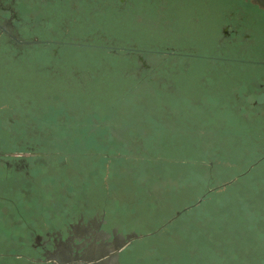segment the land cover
I'll return each instance as SVG.
<instances>
[{
	"label": "rangeland",
	"instance_id": "obj_1",
	"mask_svg": "<svg viewBox=\"0 0 264 264\" xmlns=\"http://www.w3.org/2000/svg\"><path fill=\"white\" fill-rule=\"evenodd\" d=\"M153 1L133 0L123 18H95L96 28L129 48L197 45L213 55L219 21L237 5L169 0L158 15ZM143 56L149 68L137 53L68 48L52 65L49 50L14 58L0 47V154L23 145L39 156L20 173L0 166V252L31 251L34 232L84 215L103 218L124 241L165 225L121 251L120 264H251V252L221 249L230 241L214 242L216 255L204 250V237L186 230L195 224L180 217L208 189L264 164V118L241 113L236 99L258 67ZM0 264L31 263L5 256Z\"/></svg>",
	"mask_w": 264,
	"mask_h": 264
},
{
	"label": "flooded vegetation",
	"instance_id": "obj_2",
	"mask_svg": "<svg viewBox=\"0 0 264 264\" xmlns=\"http://www.w3.org/2000/svg\"><path fill=\"white\" fill-rule=\"evenodd\" d=\"M200 1L207 5V0ZM132 2L0 0V47H5L7 54L14 58L20 57L25 51L49 50L54 56L48 62L52 65L57 63L55 57L61 49L89 48L110 51L116 55L119 52L137 53L138 60L145 68L150 66L144 61V54L155 55L157 59L182 57L227 65L257 66L252 73L251 85L242 89V96L236 95V99L241 113L264 118V0H237V5L222 15L219 21L220 36L216 40L217 51L213 55L200 52L197 45L171 43L165 50L158 46L142 51L129 48L124 45L128 41L110 37L96 28L95 18H102L108 13H112L114 18H123L132 7ZM153 2L158 15L169 9V0ZM135 18L142 20L140 15ZM253 27L258 30L255 32ZM188 48L193 50L187 51ZM48 63L40 64V67ZM46 76L54 78L57 74ZM22 147L19 145L15 152L0 154V166L17 173L22 168H31L32 159L39 156L27 150L22 152ZM106 222L103 218L97 221L95 216L85 220L83 215L77 223H69L61 231H48L45 234L34 232L35 243L31 245V251L0 252V257L12 256L31 264H120V253L116 251L124 240L115 230H109Z\"/></svg>",
	"mask_w": 264,
	"mask_h": 264
},
{
	"label": "trees",
	"instance_id": "obj_3",
	"mask_svg": "<svg viewBox=\"0 0 264 264\" xmlns=\"http://www.w3.org/2000/svg\"><path fill=\"white\" fill-rule=\"evenodd\" d=\"M254 169L214 191L208 189L203 199L180 217L195 224L186 230L204 237V250L216 255L214 242L230 241L221 246L226 254L249 251L247 262L251 259V264L258 260L264 263V171H260L264 164ZM200 181L204 186L210 184L211 179L201 177ZM236 242L240 243V248ZM192 252L189 251V255H195Z\"/></svg>",
	"mask_w": 264,
	"mask_h": 264
},
{
	"label": "water",
	"instance_id": "obj_4",
	"mask_svg": "<svg viewBox=\"0 0 264 264\" xmlns=\"http://www.w3.org/2000/svg\"><path fill=\"white\" fill-rule=\"evenodd\" d=\"M203 198L199 199V202L202 200ZM181 214V212H177L175 217H173L168 223L172 222L174 219H176L177 217H179ZM165 225L161 226L158 230H156L155 232L152 233H147V234H131L129 236H127L126 240L123 242V244L117 249V253L119 254L121 251H123L125 248H127L132 242L142 239L144 237L150 236L156 232H158L159 230H161Z\"/></svg>",
	"mask_w": 264,
	"mask_h": 264
}]
</instances>
